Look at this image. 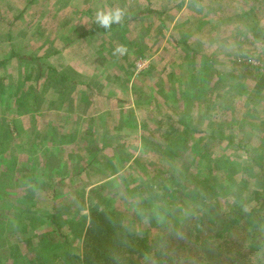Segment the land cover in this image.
Wrapping results in <instances>:
<instances>
[{
	"label": "rangeland",
	"instance_id": "374dc122",
	"mask_svg": "<svg viewBox=\"0 0 264 264\" xmlns=\"http://www.w3.org/2000/svg\"><path fill=\"white\" fill-rule=\"evenodd\" d=\"M24 1L0 0V7H2L0 8V31L3 32L8 27L11 17L18 14L17 11L12 10L7 12L8 5L22 7ZM44 2L47 7L37 10L36 20H43L49 11L51 16L47 19L55 21L56 26L58 23L70 22L89 24L95 18V14L87 12V9L92 10V0H44ZM95 2L101 7L107 4L113 7L132 3L135 8L132 15L139 17L141 12V15L151 23V27L147 28L144 34L147 38H152L153 42L145 44V49L144 44H140L141 41L137 43L132 41L133 44L130 47V40L120 37L118 30L113 31L115 34L118 33L116 36L113 32L107 34L115 38L110 36L103 39L97 38L100 44L97 75L94 78L87 76L78 78V81L83 83L95 81V92H89V96H95L92 97L93 107L98 110V113L94 114L93 109L88 116L90 118L83 120L84 110L82 107L74 106L72 113L74 116L66 117L60 110L57 114L51 113V116L42 115L44 118L39 114L41 117L39 120L37 117L33 123L30 119L35 118L38 113L28 115L29 117L25 116L23 119L30 120V125L23 122L25 126L22 125L21 129L25 133L30 131L39 137L38 143L41 144L39 153L28 155L22 151V149H29L26 146L28 142L21 136L18 137L16 133L13 134L12 144L8 142L0 146L4 148L0 154V170L10 183V185L4 184L0 190L2 197L0 199V232L9 228L12 224L9 221L10 218H19L24 213L23 209L35 210L33 196L38 198V209L42 206L48 209V206L53 207L55 203L65 199L69 201H64L65 207L61 208L60 212L68 208L69 211H74V214H65L64 223L70 225H66L64 232L71 240V250L78 248L81 245L80 238L85 232V227L81 224V216L89 213V207L94 203L88 193L90 188L87 186L99 184L104 179L112 181L114 190L119 186L118 184L128 186L130 183L131 189H128L131 204H122V207H127L130 213L133 211L137 213L133 229L141 235H148L153 241H156L158 237V227L173 223L192 211L199 212L207 203L218 199L211 190H208V184L214 183L219 189L224 188L222 184L230 187L224 191L232 193L234 198L230 193L229 195L234 202L239 197L247 199L255 189H264V186H260L261 184L257 185L264 182L263 177L260 179L255 177L259 170L264 174V93L257 92L254 83H247V77H244L245 84L242 86L244 89L239 93V99L236 96L235 99L231 98L234 104L229 98L230 93H233L231 90L217 92L208 87L202 92L195 93L198 100L208 97L203 102L202 110L197 105L194 111L189 109L187 112V108L183 110L173 100L175 97L173 90H177L173 88V85L179 86V78L174 77V84L173 77L169 83L165 85L162 83V79L167 78V74L170 73L167 66L170 65L172 69L174 68L172 64L182 63L190 46H193L197 52L213 53L211 55L216 52L217 59L212 66L221 67V72L242 68L243 74L254 72V76L259 77L256 78V83L261 82L262 79L264 81V0H95ZM57 7L62 8L63 14L59 11L55 12ZM161 24L162 27L159 29ZM61 28L58 27L59 35ZM138 29H140L138 26L132 28L137 36ZM35 30H41L43 34L46 29L36 26ZM61 30L63 31V28ZM79 30L77 29L73 37L71 33L65 32V35H68L66 37H71L69 42L72 38L75 41L74 37L79 34ZM124 32L127 33L126 29L122 33ZM157 32L159 42L156 43L154 40ZM2 39L6 40V35H3ZM81 42H83L82 54L76 53L79 60L76 61L88 67L85 70L87 71L93 67L91 51L97 52V44L86 42V40ZM51 44L49 54H56L64 45L58 38L57 41H51ZM119 46H128L126 56L113 54ZM32 48L36 49L33 55L36 53L38 55L45 47L40 42V44L32 45ZM174 51L180 54L178 58H171ZM225 52L228 53L227 61ZM156 55H161L163 59L156 62L153 59ZM56 58L55 67L61 76L76 83L77 77L69 74L66 68L81 69L78 66L79 63L77 64L74 58L71 60L68 53L59 54ZM189 62V67L200 73L199 66L200 64L201 67L204 66L203 60L198 59L196 66L194 60ZM40 64L44 65L42 62ZM38 65L37 61L28 63V68L22 70L20 74L25 73L24 77H26L30 67H37L33 73L30 72V75H33L32 80L25 83L24 96L32 101L38 92L40 94L45 92L47 95L51 94L53 99H57L58 109L64 108L66 99L69 97H65V93L69 91V88L71 89L72 83L60 85L61 76L53 72L45 76L52 81V85L44 84L43 80L38 83L36 81L39 76ZM165 65L166 67L163 68ZM12 68L18 71V66ZM12 68L10 67L11 71ZM257 69L259 71H256ZM11 73L14 74L9 76V82L12 84L19 78V74ZM129 75L134 82H127ZM146 82H148L147 90L151 91L148 96L146 93L149 91H144ZM122 83L128 84L127 87H121ZM227 83L228 87L233 89L235 83L240 84V78L236 80L228 76ZM22 85L24 83H21ZM16 87L18 86L15 84L11 89L6 88L4 91L9 95H15ZM74 91H77L78 95L83 94V99L87 98L85 96L87 92H81L87 91L85 87H77ZM257 94L259 95L256 96ZM220 97L221 103L217 102ZM253 97L257 98L256 102H252ZM227 99L230 101L227 102ZM15 100V98L4 99L0 105V127L12 124L13 109L17 113L15 107L25 106L22 100ZM24 101L26 100L23 99ZM180 103L183 105L186 102L181 98ZM129 108L131 110H127ZM206 108L211 113L204 126L201 124V119L205 116ZM193 112L198 115H192ZM185 113L192 115L191 117L195 119L190 123L189 128L198 129L199 132L190 134L192 137L190 139H188L189 135L182 134L165 140L164 136L169 134L168 127L183 129L180 121L184 120ZM100 114H102L101 117H99ZM132 114L134 120L131 118ZM79 117L82 121L76 125ZM90 119L95 124L94 131L90 128L86 129ZM0 132H2L1 129ZM71 133L77 137V140L73 139L71 142L72 145L69 143V146L62 147L55 144L54 138ZM82 134L84 138L88 136L85 141L80 138ZM165 143L179 154L172 163L163 165L160 161V153L166 149ZM69 148L73 150L71 153ZM140 149H142L141 153ZM86 150L96 159V166H90L91 168L85 172L79 168L75 170L74 164L77 167L78 163L84 162V158H87ZM131 154H137V156L132 159ZM249 164L253 167L251 175L254 178H248L244 173L245 166ZM124 169L125 172H123ZM27 172H33V177L29 179ZM42 173H47L51 180H56L58 195L64 199L57 202L48 201V205L45 206L46 197L52 199L53 191L50 192L51 188L47 185L50 182L42 176ZM207 179H212V182L207 183ZM115 184L118 186L115 187ZM189 192L192 193V197L188 196ZM77 193L81 195L79 198ZM17 198H23L24 203L16 202ZM81 199L84 201L83 205ZM144 201H147V204ZM77 209H80L79 213H76ZM37 213L40 216L44 215L38 211ZM13 228L14 226L11 227ZM42 229V227L39 228L37 232H42ZM261 231H264V223L263 228L259 229V232ZM32 235L31 233L17 235V238L8 237L7 233L4 236L7 239L0 247V262L5 259L6 264H12L14 257L21 253L16 243L20 244V241ZM57 247L58 253L67 249L65 244ZM2 250H8V252L1 253ZM30 257V254H26L27 260H30ZM69 263L80 264L74 258Z\"/></svg>",
	"mask_w": 264,
	"mask_h": 264
},
{
	"label": "trees",
	"instance_id": "16d2710c",
	"mask_svg": "<svg viewBox=\"0 0 264 264\" xmlns=\"http://www.w3.org/2000/svg\"><path fill=\"white\" fill-rule=\"evenodd\" d=\"M104 31L108 30L95 27L83 37ZM49 69L56 73L54 68ZM262 81L263 79L257 83V92H261L260 87L264 82ZM78 84L80 83L73 82L72 89ZM2 85L3 83L0 84ZM18 94L19 92L15 93ZM8 95L9 93L0 88L1 101L14 98V95ZM18 98L23 99L20 95ZM168 128L170 135H165V140L182 134L187 135L189 131V126H184L183 129ZM0 129L5 134L7 143L14 141V133H22L16 121ZM165 145L166 149L160 153L163 165L172 163L179 154L171 150L170 145L165 143L164 147ZM252 169L250 164L244 168L248 178H254L251 175ZM27 175L29 179L33 177V173L27 172ZM42 176L48 178L50 184L47 185L51 188L50 192L53 191L52 199L46 197L45 206L48 201L57 202L64 199L58 195L56 180H51L47 173H42ZM255 177L264 179V174L259 170ZM206 182H212V179H207ZM7 183L9 184L8 179L3 175L0 190ZM263 183L257 185L264 186ZM118 185L115 184L114 186L118 187L112 189L110 180L108 183L87 186L94 203L89 207V213L81 216L85 232L80 238L81 245L78 248L71 250V240L64 232L66 225H70L64 223L65 214H74V211H69L68 208L60 212V209L65 207L64 201H69L65 199L55 203L53 207L48 206V209L43 206L36 210L21 207L24 213L19 218H10L12 224L8 229H4V232H0V247L7 239L4 237L7 233L8 237L33 234L20 241V244L16 243L21 253L14 257L12 264H70L73 258L80 264H264V231L259 232L264 223V189H255L250 197H239L235 203L229 195L232 193L224 191L230 187L222 184L224 188L219 189L214 183L208 184V190L218 199L207 203L199 212L192 211L173 223L158 227V237L153 241L148 235H141L133 229L137 213H130L127 207H122V204H131L128 189H131L130 183V186ZM77 194L79 198L81 195ZM188 196L192 197V193L189 192ZM232 197L234 198L233 195ZM33 200L36 207L39 204L38 198L33 196ZM17 201L24 203L23 199L17 198ZM144 203L147 204V201ZM81 204H84L83 199ZM37 211L44 215L40 216ZM79 212L80 209H77L76 213ZM71 221L73 223V220ZM41 227L42 232L38 233ZM61 244H65L67 249L58 253L57 246ZM7 252L8 250L1 251ZM26 254L31 255L30 260L26 259ZM0 263L6 264L5 259Z\"/></svg>",
	"mask_w": 264,
	"mask_h": 264
},
{
	"label": "crops",
	"instance_id": "0c3cea01",
	"mask_svg": "<svg viewBox=\"0 0 264 264\" xmlns=\"http://www.w3.org/2000/svg\"><path fill=\"white\" fill-rule=\"evenodd\" d=\"M46 1V0H45ZM60 1V0H59ZM93 1V6H92V10L91 9H87L88 13H93L96 14L98 9H115V8H120L123 9L125 12L124 18L122 20V22L118 25H113L111 30L108 31H104V32H94L91 33L90 36L87 37H83V35H85L86 33H88V31L93 30L95 27H99L96 23H95V18H93V20L91 21V23L89 24H81L78 22H70V23H58V25L56 26V23L54 24L55 21H53L52 19H47L48 17H50L51 15H49V13L45 16V18L43 20H36L37 16H36V12L37 10H39L40 8H45L46 3L44 2V0H25L24 1V5L22 7H19L17 5H8V8L6 9V11H17L18 14L14 15L13 17H11V19L9 20V24L8 27L2 32L0 31V84L3 83L2 86H0V88L6 89L9 88L11 89L13 86H18L16 87V93L19 92L18 95H14V94H10V95H14V98L16 99L15 101H19L18 96H22L23 99H25L26 101L22 102V104L24 103L25 106L27 107L25 109V106L22 107H15V109H17V113H15L14 109H13V116L12 118H14L13 122L16 121L18 123L19 128L21 129V126L24 125L23 122H26L27 124L30 125V120L31 123H33L36 118L38 117L37 120H39V117H41L42 115L44 116H51V113L53 114H57L60 110L64 113V116L68 117V116H74L73 110H74V106L75 107H82V109L84 110V119L86 118H90L88 117L91 112L94 109V99L92 97L95 96H89V92L94 93L95 92V81H92V83H83V81L79 82L78 78H82L87 76L88 78H94L97 75V71H98V67L97 64L99 63V52H100V44L99 41H97V38L100 37V39L103 38H107L108 36L110 37H114L113 35H118L115 34L113 31L118 30L120 37L123 36L124 38H127L128 40H130V47L132 41L133 42H138L141 41V43L147 45L151 42H153L152 38H147V36L144 34V31H146L147 28L151 27V23L148 22L147 18L143 15H141V12L139 13L140 16H133V10L135 9L132 5V3H129L127 5L124 6H113L112 5H106L104 7H101V5L97 4L95 2V0ZM97 1V0H96ZM2 8V7H0ZM59 11L64 12L62 10L61 7H57L55 9V12ZM147 12V11H146ZM63 14V13H61ZM1 21V18H0ZM49 21V22H47ZM43 25H42V24ZM36 26H42L43 29H46L43 34L41 30H35ZM133 26H138L140 29H138L137 33L138 36L133 33L132 28ZM58 27H62L63 31L60 29V35L58 32ZM162 27V24L159 26ZM66 28V30L64 29ZM100 28V27H99ZM77 29L79 30V34L77 36H75V41L72 38V41L69 42V39L71 37H66L68 35H65V32L67 31L68 33H71L72 37L74 36V33L77 32ZM83 29V30H82ZM102 29V28H101ZM124 29H126V32H124V34L122 33L124 31ZM113 32V35H107L108 33ZM117 32V31H116ZM6 35V40L2 39V36ZM57 38L59 39V41L64 44L63 48L58 49L59 52H57L56 54H49V51L51 50L52 44L51 41H57ZM115 38V37H114ZM117 38V37H116ZM83 40H86V42H96V49L97 52H92L91 51V65H93V67H91V69L89 68L87 71H85L88 67H86L83 63L78 62V58L76 56V53L78 55H81V48L83 46ZM40 42H42V45L45 47L43 52L40 51V53L37 55V53L35 55H33V51L36 49L32 48V45H37L40 44ZM67 42V43H66ZM154 42H159L158 40V32L156 35V38L154 40ZM224 42V41H222ZM242 45V43L240 44ZM140 47L142 45H139ZM126 47V49H129L128 46H124ZM193 46H190V48H188V53L186 55V57L184 58V61L182 63L179 64H172V66H174V68L171 69L170 65L167 66V69H170V73L167 74V78H163L162 79V83L165 85L167 84V82L169 83L171 80V77H173V84H174V77L179 78V86L178 87H174L173 88L177 89V90H173L175 97H174V101L176 104H178L183 110H187V112L189 111V109L191 110H195V107H199L200 110L201 107L203 106V102L208 98V97H204L201 100H198V96L195 95L196 92H202L204 89L211 87L212 90L217 91V92H221V91H225L227 92V90H231L230 93L231 97L229 96V98H233L235 99V96L237 97V99H239V93L243 92V87L245 82L243 81L244 77H247L248 82H253L254 83V87L256 89L257 83L256 77L254 76V72H251L249 74L246 73H242L244 70L242 68L236 69L235 71H220L221 67H216V66H212L213 63H215L216 59H217V53L214 52V55H211L213 53H204V52H197L193 49ZM39 49V48H37ZM146 49V46H145ZM93 50V49H92ZM68 56H70L71 60H78L76 61L78 66L82 69H74V67H69L66 68L67 71L69 72V74H74L77 77V81L76 83H81L78 84L76 86L77 87H85V89H87V91H81V92H87V95H85L87 98L83 99L82 97L84 96L83 94H77V91H74L75 89H72V85H71V89L69 88V93L66 92L65 93V97L69 96L68 99H66L65 102V106L64 108H60L58 109V104H57V99H53V97L51 96V94H45V92L43 94H40L39 92L35 95V97L33 98L32 101L28 100L27 97L24 96V87H25V83L26 82H30L33 78V75H30V72H34V70H36V68L30 67L29 72L27 74L26 77H24V74L20 75L22 70H25L26 68H28V63H33L34 61L37 63H39L38 65V71H39V76L37 77L36 81L39 83L43 80L44 84H49L52 85V81L49 80V78H45V76H47V74H49L50 72H52L49 68H54L57 75L61 76V74L59 73L58 69L55 67L56 66V56L63 55V54H67ZM160 54V53H159ZM167 54H165L166 56ZM225 55V60H228V53H224ZM126 56V55H124ZM147 56V55H146ZM180 56V54H177L174 51V54L171 55V58H178ZM27 58V59H26ZM25 59V60H23ZM154 60H156V62L161 61L163 58L161 57V55H156L154 58ZM198 59H202L204 66L201 67V64L199 66V71L200 73L196 72V70L194 71V69L190 68V62L191 60L195 61V66L196 63L198 61ZM26 61V62H24ZM31 61V62H29ZM40 62H42L41 65ZM187 62V65H186ZM160 63V62H159ZM47 65V67H46ZM13 66H18V71L14 70L12 67ZM10 67L12 68V71L10 70ZM166 65L163 67L165 68ZM241 67V66H240ZM225 68V67H224ZM256 71H259L258 69ZM10 72V73H9ZM11 72H16L19 74V78L14 80L13 83L11 84L9 82V76L10 74H13ZM146 72V71H145ZM163 72V71H162ZM264 72V71H263ZM260 72V73H263ZM145 74V73H144ZM14 75V74H13ZM228 76L230 77H234L236 80L237 78H240V84L239 83H235L233 86V89H231V87H228V83H227V79ZM24 81H23V78ZM62 79V82L60 85L64 84L67 85L69 82L73 83L75 81H71L68 78H63L62 76L60 77ZM167 79V80H166ZM242 79V80H241ZM127 81L128 83H130V81L134 82V79L129 75L127 77ZM66 81V83L64 82ZM149 82V81H148ZM148 82L145 83V88L144 91L146 90L147 92L149 90H147L146 86H148ZM192 82V83H191ZM21 83H24V85L21 86ZM137 83V80H136ZM56 84L55 85H59ZM191 84V86L189 87V85ZM128 84L122 83L121 87L126 88ZM58 88V87H57ZM193 91H190L192 90ZM254 89V88H253ZM198 90V91H197ZM56 91V89H55ZM145 91V92H146ZM154 91V90H153ZM260 91H262V94L264 93V84L262 85V87H260ZM26 92H28L26 90ZM79 92V91H78ZM62 93V92H61ZM147 96L149 94H151V91H149L148 93H146ZM259 94H257L256 96H258ZM28 96V95H27ZM113 96V95H112ZM181 98H183V100L186 102L185 104H181L180 100ZM20 99V100H23ZM112 99V98H110ZM226 99V98H225ZM223 99V100H225ZM230 99H227L226 101L228 102V100L230 101ZM79 100H80V104H79ZM221 97L220 99L217 101L219 103H221ZM257 98L253 97L252 102H256ZM30 101V102H29ZM246 101V100H245ZM2 102L0 100V105H2ZM247 102V101H246ZM231 103L234 104V100L231 99ZM134 104H135V100H134ZM156 104V103H155ZM31 106V108H28V106ZM223 105V104H222ZM221 105V106H222ZM69 107V108H68ZM72 107V108H71ZM132 108V107H131ZM131 108L127 109V110H131ZM190 110V112H191ZM193 110V111H194ZM100 112V110H99ZM38 115L35 118H31L30 120H25L23 118H25V116L28 115H32V114H37ZM98 110L94 109V114H97ZM210 111L208 112V109L206 108L205 110V116L203 119H201L202 123L204 126H206L207 124V119L210 115ZM39 114H41V116H39ZM76 115L79 116L78 113H76ZM192 115L197 116L198 114L196 113H192ZM188 113L183 114V116L187 119L181 122V125H183L182 128H184V126H190V123L193 122V119ZM102 114L99 115V117H101ZM29 117V116H28ZM43 117V116H42ZM44 118V117H43ZM42 118V119H43ZM131 118L134 120V115L132 114ZM25 120V121H24ZM45 120V119H44ZM108 120V118H107ZM82 121V118L79 117L77 119V124H80V122ZM2 122V121H1ZM206 122V124H205ZM94 123H92V120L90 119V123H88V127L90 128L91 131H94ZM25 126V125H24ZM49 126H51L49 124ZM83 130V127H82ZM22 131V129H21ZM75 131H77L75 129ZM27 132V131H26ZM90 135V131H87ZM199 132L198 129H190L188 131V134L186 136H188V139L192 138L190 136V134L193 133H197ZM84 134V133H83ZM83 134L80 136L82 141H85V139L88 138V136H86L85 138L83 137ZM92 134V133H91ZM18 137L21 136L23 139H25L28 143H27V147H29V149L23 150L25 151L28 155H36L39 153V149L41 148V144L38 143V139L39 137H37L36 135H34L32 132L28 131L27 133L23 132L20 134H16ZM5 134L3 132H0V146L1 145H5L8 144L7 141L5 142ZM73 139L77 140V137L75 134L71 133L70 135L67 136H63V137H56L54 138V142L55 144L57 143L58 145L62 146V147H66L69 146V143H71L73 141ZM52 141V140H51ZM14 142V141H13ZM12 142V143H13ZM10 143V144H12ZM73 143H71L70 145H72ZM32 148V149H30ZM83 148L85 149V146H83ZM35 149V150H34ZM70 149V153L73 151L71 148ZM4 150V148H0V154L2 153V151ZM111 150H115L114 148H111ZM142 152V149L139 150V152ZM140 152V153H141ZM88 159L91 158V160L88 161L87 158H84V162H80L77 164H74V169L77 170V168H79L82 171H87L89 170L91 167L96 166L95 162L96 159L92 157V155L86 150V154ZM135 155V156H134ZM132 159H134L137 154H131L130 157H132ZM132 159L130 161H132ZM91 166V167H90ZM123 172H125V169L123 170ZM33 173V172H32ZM3 177V173L0 170V180ZM45 178H47L46 176H43ZM48 179V178H47ZM110 179H104L103 182L96 184V185H100L102 183L105 182H109ZM6 185H10V183L6 184ZM95 184H93V186H96ZM130 186V185H129ZM23 199V198H20ZM38 209V205L35 207V210Z\"/></svg>",
	"mask_w": 264,
	"mask_h": 264
},
{
	"label": "clouds",
	"instance_id": "9594fccd",
	"mask_svg": "<svg viewBox=\"0 0 264 264\" xmlns=\"http://www.w3.org/2000/svg\"><path fill=\"white\" fill-rule=\"evenodd\" d=\"M125 12L123 9H98L95 14V23L105 30H111L113 25H118L122 22ZM127 53L124 46H119L114 50V55L123 56Z\"/></svg>",
	"mask_w": 264,
	"mask_h": 264
}]
</instances>
